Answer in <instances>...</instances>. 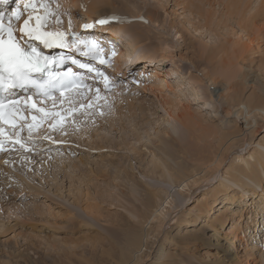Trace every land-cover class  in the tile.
<instances>
[{"label":"rangeland","instance_id":"obj_1","mask_svg":"<svg viewBox=\"0 0 264 264\" xmlns=\"http://www.w3.org/2000/svg\"><path fill=\"white\" fill-rule=\"evenodd\" d=\"M71 1L61 0V3L70 9L75 31L91 34L101 41L112 39L126 53L132 50L129 45L124 47L127 40L114 31L110 34L101 32V26L97 24L84 33L83 27L77 25L80 21L90 23L86 20L88 10L81 6L87 9L91 2L100 3L102 0H80V6L77 5L80 8ZM105 1H111L115 6L113 11H103L100 17L119 15L123 19L130 13L124 20H132L129 24L141 29L136 34L139 35L136 39L139 53L121 60V70L116 77L115 72L111 73L121 83L113 95L115 102L112 104H115L116 113L122 115L118 123L113 122L111 117L115 108L109 101L110 107H104L110 109L109 113L96 115L97 118L88 117L90 121L98 122L88 124V118H85L88 125L87 129L85 126L80 128L86 132L82 138L72 136L77 131L71 133L70 128L66 135L68 140L60 138L59 132L51 133L58 135L64 143L40 145V148L52 149L48 154L0 153V264H97L92 255L101 254V246L110 250L116 246L117 239L124 242L126 232L133 230L144 242L141 254H135L136 264H229L227 260L232 253L226 250L225 233L239 217L235 210L244 206V199L253 200L250 195L264 187V112L259 110L264 109V5L259 6L263 0H240L244 6L242 12L235 8L237 0ZM133 12L138 13L136 20L131 18L136 15ZM141 17L148 23H141ZM67 20L65 16V26ZM191 27L200 32H193L189 29ZM241 31L250 34L254 40L249 49L241 39ZM166 47L172 50L167 51ZM143 53H161L166 58L153 63L148 56L149 60L143 62L140 55ZM167 74L171 76L167 77L170 88L159 83L158 79L155 84L154 76L162 80ZM159 96L167 99L169 110H172L173 103L182 101L190 108L194 124L185 137L187 154L178 153L180 144L172 143L173 150L164 153L166 162L173 168L185 165L190 168H186L185 173L190 174V170L198 169V157H216L215 160L222 161L220 173L215 177V171L211 169H198L202 177L200 183L203 180L209 182L194 189L191 196L187 190L179 189L183 179L174 182V179H162L151 173V153L157 155V148L162 147L160 142L154 143L155 128L159 124V132L164 134L169 127ZM129 101L135 104L131 105ZM104 108L102 111L105 112ZM249 111L253 112L246 114ZM145 131L148 135L144 134ZM102 137L123 145L115 147L114 142L103 141ZM54 147L57 150L53 151ZM132 148H135L136 155L129 152ZM241 152L246 158L256 153L252 164L258 169L262 181L252 179L240 168L237 157ZM15 153L17 155L11 158ZM7 154L10 155L7 157L9 163H5L6 158L2 157ZM206 185L218 189V194L214 196L213 193L211 198L214 196L219 203H223L228 194L236 195V203L227 209L229 218L223 221L224 225L217 224L219 235L214 232L215 228L209 227L213 218L208 223L203 216H188L198 198L205 193ZM148 190H155L163 200L170 197L169 202L174 200L173 207L178 204L175 221L150 236L146 234V225L141 224L151 203ZM212 203L216 204L214 200ZM252 209L254 205L249 206L246 213ZM169 210L168 214H171L168 205ZM250 217L248 214L247 220L251 221ZM263 225L261 218L259 233L251 230L249 237L252 238L243 239L242 246L237 245L240 246L237 258L247 250L241 251L240 248L255 247L251 252L255 261L251 259V263L264 264ZM197 231L203 237L204 246L188 250L180 248L184 237Z\"/></svg>","mask_w":264,"mask_h":264},{"label":"snow or ice","instance_id":"obj_2","mask_svg":"<svg viewBox=\"0 0 264 264\" xmlns=\"http://www.w3.org/2000/svg\"><path fill=\"white\" fill-rule=\"evenodd\" d=\"M112 22L133 21L112 15L82 27L87 33ZM74 27L61 0H0V152L48 154L52 149L40 145L64 143L51 133L79 131L85 118L110 107L109 96L121 87L111 74L116 44Z\"/></svg>","mask_w":264,"mask_h":264},{"label":"bare ground","instance_id":"obj_3","mask_svg":"<svg viewBox=\"0 0 264 264\" xmlns=\"http://www.w3.org/2000/svg\"><path fill=\"white\" fill-rule=\"evenodd\" d=\"M110 1V0H109ZM240 0H237V2H235V8L238 12H242L243 11V4L242 3H239ZM73 4H75L76 6L79 5L80 3V0H73L71 1ZM79 3V4H78ZM104 4V5H103ZM103 5V9L101 8V6ZM264 5V0L260 3L259 6H263ZM80 6V5H79ZM79 6H77L78 8H80ZM115 5L111 3H108V1L106 2L105 0H102L100 3L99 2H91V4L88 6L86 13H87V18L86 20H90V23L91 24L92 22L94 23L97 19L99 18H102L100 17L101 14L103 13V11H108L109 9L111 11L112 8L114 7ZM105 7V8H104ZM110 7V8H109ZM260 7V8H261ZM102 10H101V9ZM116 8V7H115ZM84 9V8H83ZM82 11V9H81ZM102 11V12H101ZM126 11V10H125ZM104 12V13H105ZM116 12V11H115ZM114 13V12H113ZM134 14H136L135 16L131 17L133 19L136 20V17L138 15V13L136 12H133ZM112 14V13H111ZM115 14V13H114ZM125 14V13H124ZM129 14L130 13H127L128 16H123V19L124 17H129ZM260 14V13H259ZM108 15V14H107ZM110 15V13H109ZM131 15V14H130ZM104 16V15H103ZM106 16V15H105ZM119 16V15H118ZM122 18V17H121ZM85 20V21H86ZM95 20V21H94ZM77 22V20H76ZM82 24H83V21H80L77 23V25H79V27L81 28L82 27ZM101 26V25H99ZM79 29V28H78ZM101 32H109V34L114 31L116 33H118L119 35H121L122 37H124L125 40H127V45H125L124 47H127L128 48V45L129 47L131 48L132 47V50L131 51H128L127 53L124 52V50L122 48H118V46H116V50H118L117 52V55H116V59L114 61V67H115V73H114V76L116 77V74L119 73V71L121 70V66L119 65L121 63V60H124L128 55H131V56H134L136 53H139L137 52L136 50L139 49L138 48V42L136 41L137 39V36L139 35H136L137 33H139L141 29H139L138 27L135 29L134 28V25L133 24H124V23H120L119 25L118 24H115L114 22L107 26V25H104V26H101V28H99ZM190 30H192L193 32H200L199 29L197 28H189ZM242 32V31H241ZM89 35V34H88ZM91 35V34H90ZM242 35L243 37L241 38L242 40H245L246 42V45L248 47V49L252 46L254 40H252L251 38V35L250 34H247L246 32H242ZM107 35H105L104 38H106ZM109 39V38H108ZM98 40H102V39H98ZM109 41V40H108ZM112 41V39H111ZM113 42V41H112ZM167 46V45H166ZM172 46V45H171ZM171 47H166V50H172L170 49ZM136 52V53H135ZM166 52V51H165ZM141 55V58L142 60H144L143 62L149 60L148 59V56H151L150 58V61L153 60V63H157V62H161L163 59H165L166 57L163 56L161 53H154V54H149V55H146V54H140ZM155 57V58H154ZM137 59V57H133V60L135 61ZM138 61V60H136ZM149 62V61H148ZM118 63V64H117ZM169 74V73H168ZM166 76L165 79H162L160 80V78L157 76H154L155 79H156V82L155 84L157 83V79L159 81V83H164L168 86V88H170V85H171V82H169L168 78L167 77H171L170 75ZM173 87V86H172ZM152 90V89H151ZM201 91V89H199ZM159 91H161L159 89ZM160 98V103L162 104L163 108L165 109L166 111V115H167V125H169V127L165 130L164 134H162V131L159 132L161 129V126L158 124L156 126L155 129H157L155 131V138L156 140L154 141V143H161L162 147L160 146L159 148H157V152L158 154H153L151 153L152 155L150 156L151 159H150V167L152 168L151 169V173L153 175H159L160 178L162 179H174V182L177 181V180H180V179H183L182 182L179 184V189L181 191H184V190H187L188 192H190V196L195 192L194 189H199V187L203 184H207L209 181L207 182H204V180L202 181L203 183H200V180H201V176H200V171H203L206 170L207 168L210 170H213L215 171V174H214V177L215 175H218L220 173V169H221V165H222V161L220 159H216V157H212V158H207V159H204V158H199L197 159L198 161V165L196 166L198 169L195 168L194 171H191L190 170V174H186L187 171L185 170L186 168L187 169H190L188 167H184L183 166H179L178 168H173L169 165V163L166 162V156H164V153H167V151H171L172 147V143H176L178 142L179 145V151L178 153H181L180 154H187L188 150H187V146H186V142H188L186 140L185 137H187L188 132H190L189 130H192L194 124L192 123V115L191 113L189 112L190 111V108L188 106H185L182 101H179V102H175L172 104V110H169L167 109V99L166 98ZM109 101H111V106H115V104H112V101L115 100L114 96H109ZM115 102V101H114ZM101 104H103V101L100 102ZM123 103V102H122ZM121 102H119L118 104H122ZM129 103H132L131 105L135 104L134 102L132 101H129ZM130 105V106H131ZM131 107H134V106H131ZM115 108V107H114ZM113 109V108H112ZM111 109V110H112ZM102 110V109H100ZM105 110V113L106 110ZM114 110V116L112 115V118L113 119V122L115 123H118L119 122V116L122 115V113H116V108L113 109ZM144 110V109H142ZM146 110V109H145ZM247 110V108H246ZM261 110V112H264V109H259ZM130 111V110H129ZM110 112V109L108 111V113ZM253 111H249L247 112L246 114L250 115ZM129 113V112H127ZM131 113V111H130ZM129 113V114H130ZM142 113V112H141ZM111 114V113H110ZM143 114V113H142ZM131 115V114H130ZM110 116V115H109ZM117 116V117H116ZM124 116V115H123ZM140 116V115H139ZM138 116V117H139ZM130 117V116H129ZM249 117V116H248ZM88 118V117H87ZM94 118H97L96 116H94ZM110 118V117H109ZM141 118V116H140ZM87 120V119H86ZM131 120V119H130ZM99 120H95V122H98ZM91 121L89 120L88 118V124L90 123ZM158 121H156L157 123ZM115 123H113L112 125L113 126H116ZM155 123V125H156ZM87 123L84 124V126L86 127L88 125ZM134 125V124H133ZM153 125V124H152ZM154 125V126H155ZM83 126V127H84ZM144 127H146L144 125ZM149 128V127H148ZM152 128V127H151ZM45 129H47V125H44V128L41 129V131H44ZM87 129V127H86ZM95 129V128H94ZM154 129V128H153ZM148 130V129H147ZM97 131V130H96ZM134 131V130H133ZM73 132H76V131H73L71 129V133ZM93 132V131H92ZM181 132V133H180ZM193 132H195V130H193ZM85 130L83 131V129L77 131L76 134H71L72 136H77V137H80L82 138V136L85 134ZM134 133H136L134 131ZM145 135H148V133L145 131L144 132ZM55 136V135H54ZM61 136V137H60ZM68 136V135H67ZM67 136H64V135H59L60 138H64L66 140H68V137ZM70 136V135H69ZM58 137V135H57ZM143 137V136H141ZM189 137V136H188ZM185 139V140H184ZM188 139V138H187ZM102 140L106 142H110V143H113V139L111 141H109L110 139L109 138H105V137H102ZM186 141V142H185ZM185 143V144H184ZM151 144H152V141H151ZM123 144H120L118 142H114V146H121ZM188 145V144H187ZM191 148V147H190ZM189 148V149H190ZM54 150H57L56 147L53 148V151ZM173 150V149H172ZM176 150V149H175ZM135 148H132V149H129V152H131V154L133 155H136L135 154ZM169 154V153H168ZM190 154V153H189ZM17 155V153H15V155H12L11 158L15 157ZM175 155V154H174ZM10 155L7 154L6 156H2L3 158H6L7 160V157H9ZM255 156H256V153H253V154H250L248 158L245 157V155L241 152L238 157H237V163L238 165L241 164V169H243L247 174H249L250 176H252L254 178H256V180H260L262 181L263 178L261 179L259 177V172H258V169H256L255 165L252 164V160H255ZM168 157V156H167ZM171 157V156H170ZM177 157V156H176ZM179 157V156H178ZM188 156L186 155V158ZM172 158V157H171ZM182 158V157H181ZM191 158V156L189 157ZM197 158V157H196ZM175 159V158H174ZM180 159V158H178ZM183 159V158H182ZM204 159V160H202ZM14 160V159H13ZM196 160V159H195ZM4 161V160H3ZM168 161V160H167ZM184 161V159H183ZM191 162V161H190ZM185 163V162H184ZM256 164V163H255ZM260 164V163H259ZM188 165V163H187ZM186 165V166H187ZM192 167V166H191ZM260 167V166H259ZM193 169H194V166H193ZM130 171V170H129ZM186 172V173H185ZM241 172V171H240ZM207 174V173H206ZM240 174V173H239ZM262 174V173H261ZM264 174V173H263ZM203 175V174H202ZM178 176H182V177H178ZM199 176V177H198ZM205 177V176H204ZM264 177V176H263ZM139 181V180H138ZM237 181V180H236ZM259 182V181H258ZM242 184V183H241ZM236 185V184H235ZM234 185V186H235ZM238 186V185H237ZM259 186V185H258ZM178 187V186H177ZM205 188V193L202 194L199 198H198V203L196 206H194L192 208V210H190V213L188 214V216H192L193 214L195 215H198V216H203L206 221H210V218H213V220L211 221L212 224L210 223L209 224V227L211 226V228H215L214 232H216V234H220L221 232H219L220 230L218 229L219 226H217L218 223H221V224H225L224 222L227 221V219L229 218V213H227V209L229 208V205L230 204H233V203H236L235 201V196L234 194H226V198H225V201L223 203H219L218 199H215L213 198L214 196H216L218 194V189L216 190H213V189H210V186ZM145 188V187H144ZM175 188V187H174ZM225 188V187H223ZM258 188V187H257ZM262 188V187H261ZM252 189V188H251ZM255 189V188H254ZM132 190V189H130ZM204 190V189H203ZM222 190V189H221ZM219 189V191H221ZM243 190H245L243 188ZM242 190V191H243ZM145 191H147V189H145ZM155 191V190H154ZM153 190L150 192L148 190L147 194H148V201H150V206H149V210L147 212L144 213L143 215V220L141 222V224L143 225H146L147 227V230H146V234L147 236H150L152 232H157L160 230H164L165 227H167L168 225H171L170 223L174 222L175 219L177 218V208H178V204L175 205V207H173L172 203L174 202V200H172L173 202L171 203V201L169 202V198H166L165 200H163V198H161L160 195H158L156 192H154ZM171 191V190H170ZM134 192V191H133ZM132 192V194H133ZM231 192V191H230ZM247 192V191H246ZM249 192V191H248ZM131 193V192H130ZM182 193V192H181ZM186 193V192H185ZM214 193V196L211 198V196L213 195ZM146 194V193H145ZM246 194V193H245ZM251 194V193H250ZM245 196V195H244ZM253 200H246V201H242V203H245L243 204L244 206H242L241 208L235 210L236 212V215H239L238 218H236L235 220H233V222L231 223L229 229H227V249L226 250H229L230 253H232V256L229 255V256H226L225 259H227V257H230L227 261L229 264H233L235 262H237V264H252L251 263V259L253 261H255V259L253 258L254 257V253H251V252H254L255 250V247H253L252 249H249V247H245V248H240L241 251L245 250L247 248V250H245V252L243 253L242 256H240V258H237L236 254H240V250H238V247L242 246L243 245V242L242 240H249L251 239L252 237H249L251 236V233L252 231L253 232H257L259 233V224H260V219L262 218V221L264 222V187L257 192H253L252 195ZM248 197V196H247ZM176 198V197H175ZM220 198V197H219ZM241 198V197H240ZM249 198V197H248ZM139 199V198H138ZM136 199V200H138ZM143 199V198H141ZM161 201L158 202L159 200ZM158 200V201H156ZM163 200V202H162ZM215 201V203L217 204H213L212 201ZM238 200V199H237ZM139 202V201H138ZM251 202V204H250ZM219 203V204H218ZM168 205H169V208L172 209V212L171 214H168L169 211H167V208H168ZM250 208L254 205V210L253 211H250V212H247L248 209H249V206ZM228 206V207H227ZM217 207V208H216ZM220 207V208H218ZM236 207V206H235ZM135 209V207H134ZM173 209L175 211H173ZM231 211V210H230ZM245 212V213H244ZM143 213V212H142ZM180 213V212H179ZM176 214V215H175ZM250 214L251 217V221H249V219L247 220V215ZM169 215V216H167ZM175 215V216H174ZM232 215V214H231ZM215 216V218H214ZM209 218V220H208ZM202 219V218H201ZM130 220V219H128ZM230 220V219H229ZM247 220V221H245ZM224 221V222H223ZM189 222V221H187ZM246 222L245 226H246V230L244 228V225L243 223ZM128 223V221H127ZM204 223V222H203ZM216 223V224H215ZM223 227V225H221ZM217 226V227H215ZM145 227V226H143ZM264 227V225H263ZM221 229V228H220ZM222 230V229H221ZM249 230V231H248ZM252 230V231H251ZM264 230V228L262 229ZM261 230V231H262ZM143 232H144V228H143ZM249 237V239H248ZM256 237V236H255ZM254 237V239H255ZM145 238V237H144ZM202 238V239H201ZM252 242V241H251ZM143 240L141 238V235L137 234L134 232V230L131 232V231H127L126 232V239L124 240V242L120 241V240H116L115 244L116 246L114 245L110 250L107 249V248H104L103 246H101V254H98V255H95L93 254V261L94 262H98L97 264H136L134 261V258L136 257L135 254L138 252V254L142 252L143 248H144V244H143ZM229 243V244H228ZM242 245H241V244ZM238 244H240V246H237ZM180 248L182 249H193V247H203L204 244H203V237H201L199 234H198V231L197 233H190L188 235H186V237H184V239L182 240V242H180L179 244ZM222 248V247H221ZM223 249V248H222ZM92 250H95V249H92ZM97 250V249H96ZM146 250V249H145ZM224 250V251H226ZM118 251H120L121 253H119ZM234 251H237L238 253H234ZM246 251H249V254L248 252ZM258 251V250H256ZM97 253V252H96ZM151 253V252H150ZM227 254V252H226ZM151 256V255H150ZM225 257V255H224ZM88 263V262H86ZM254 263V262H253ZM91 264V263H90ZM139 264V263H137ZM221 264V263H220ZM255 264V263H254Z\"/></svg>","mask_w":264,"mask_h":264}]
</instances>
